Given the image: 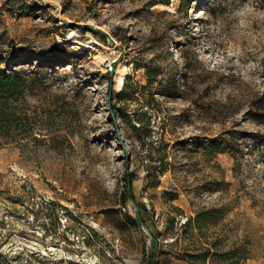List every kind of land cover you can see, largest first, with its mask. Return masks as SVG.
<instances>
[{
    "label": "rangeland",
    "instance_id": "374dc122",
    "mask_svg": "<svg viewBox=\"0 0 264 264\" xmlns=\"http://www.w3.org/2000/svg\"><path fill=\"white\" fill-rule=\"evenodd\" d=\"M0 68L28 80L0 139V264H146L154 239V264H264V154L247 151L264 0H0Z\"/></svg>",
    "mask_w": 264,
    "mask_h": 264
},
{
    "label": "trees",
    "instance_id": "16d2710c",
    "mask_svg": "<svg viewBox=\"0 0 264 264\" xmlns=\"http://www.w3.org/2000/svg\"><path fill=\"white\" fill-rule=\"evenodd\" d=\"M168 2V0H166ZM103 36H105L103 34ZM28 88V80L24 76H22L18 71H7L4 68H0V139L4 142L6 138L12 137L9 133V130H17L18 129V119L21 118V113L18 112V104L16 100H18V96H20L26 89ZM261 100L256 102V110L252 112V118L257 123L264 124V102H260ZM113 116L112 110H110L109 117ZM12 139V138H11ZM256 144L248 148L247 151H255L261 152L264 154V135L258 134L254 137ZM2 142V143H3ZM5 143V142H4ZM208 149L214 153L220 152H231L232 155H235L237 149H234L232 146L225 145L222 140L214 139L211 140L208 145ZM241 151V149L239 150ZM239 167V164H238ZM235 168V164H234ZM133 174L127 173L126 175V190L125 193L132 199H134L132 195V183L131 179ZM221 209L217 207H211L206 209H201L195 213L194 216H187L185 221L181 224L184 229V232L194 233L195 230H201L204 227L209 225L216 224L220 217ZM137 220H142L139 211H137ZM143 221V220H142ZM178 237V236H177ZM177 237L174 240H177ZM156 240H153V249L150 254L147 256L146 264H154L155 263V249H156ZM211 243L204 242L202 244L203 248V256H201V261H206L208 256L211 253ZM216 253V254H215ZM213 254V253H211ZM216 256H221L228 259L238 260V247L232 246L229 249L223 252H214ZM191 261H194L196 257L195 254L187 253L186 254ZM241 259L248 258L249 250L246 248H241ZM196 264V262H193Z\"/></svg>",
    "mask_w": 264,
    "mask_h": 264
},
{
    "label": "bare ground",
    "instance_id": "6f19581e",
    "mask_svg": "<svg viewBox=\"0 0 264 264\" xmlns=\"http://www.w3.org/2000/svg\"><path fill=\"white\" fill-rule=\"evenodd\" d=\"M97 58H98V61L99 62H102L104 60V58L102 56H100V55H98ZM123 73L124 72H122V70L120 69V70H118V73H117V76H116L115 86L117 88H119V89L122 87L123 82H124V79H123L124 78V75H123Z\"/></svg>",
    "mask_w": 264,
    "mask_h": 264
},
{
    "label": "water",
    "instance_id": "95a60500",
    "mask_svg": "<svg viewBox=\"0 0 264 264\" xmlns=\"http://www.w3.org/2000/svg\"><path fill=\"white\" fill-rule=\"evenodd\" d=\"M111 68H112V67H111ZM131 200L133 201L132 198H131ZM135 210H136V212L138 211V208H137L136 206H135ZM139 222H140V224H141V226H142L143 228L147 229L146 224H145L142 220H140Z\"/></svg>",
    "mask_w": 264,
    "mask_h": 264
}]
</instances>
